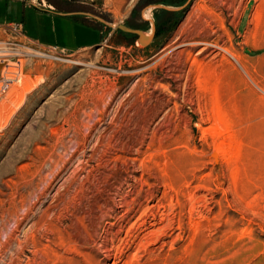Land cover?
<instances>
[{"label":"rangeland","instance_id":"rangeland-1","mask_svg":"<svg viewBox=\"0 0 264 264\" xmlns=\"http://www.w3.org/2000/svg\"><path fill=\"white\" fill-rule=\"evenodd\" d=\"M28 1L101 40L0 29V264H264V2Z\"/></svg>","mask_w":264,"mask_h":264},{"label":"crops","instance_id":"crops-1","mask_svg":"<svg viewBox=\"0 0 264 264\" xmlns=\"http://www.w3.org/2000/svg\"><path fill=\"white\" fill-rule=\"evenodd\" d=\"M92 16L80 10H67L54 5L35 4L28 0H0V25L17 21L28 38L42 45H56L63 50L95 47L101 30ZM241 21V20H240ZM247 22V20H246ZM243 28L238 24V32Z\"/></svg>","mask_w":264,"mask_h":264},{"label":"built area","instance_id":"built-area-1","mask_svg":"<svg viewBox=\"0 0 264 264\" xmlns=\"http://www.w3.org/2000/svg\"><path fill=\"white\" fill-rule=\"evenodd\" d=\"M0 29L3 30V32L7 35L10 36L7 41H13L19 43V40H21L22 37H26V33L23 29V26L20 22L13 21L9 22L3 25H0ZM12 42V43H13ZM48 48L54 52L59 51V47L56 45H49ZM3 62V60H1ZM7 77H3V75L0 73V90L7 84Z\"/></svg>","mask_w":264,"mask_h":264},{"label":"water","instance_id":"water-1","mask_svg":"<svg viewBox=\"0 0 264 264\" xmlns=\"http://www.w3.org/2000/svg\"><path fill=\"white\" fill-rule=\"evenodd\" d=\"M154 7L160 8V9H164V10H173L172 8L166 7L164 5H154ZM112 28H119L122 29L123 31L126 32H130V33H134L136 35L139 36L140 42L142 43H146L147 41H149L153 35L154 32V26L152 25V29H151V33L149 35H145L141 30L139 29H134L128 26H125L123 24H117V25H110Z\"/></svg>","mask_w":264,"mask_h":264},{"label":"bare ground","instance_id":"bare-ground-1","mask_svg":"<svg viewBox=\"0 0 264 264\" xmlns=\"http://www.w3.org/2000/svg\"><path fill=\"white\" fill-rule=\"evenodd\" d=\"M264 2V0H262V3ZM260 9H261V7L259 6L258 8H257V10H256V16L257 17H260L261 15H260ZM187 24V23H186ZM185 29V28H184ZM183 29V30H184ZM234 56V55H233ZM235 58H238V57H236V56H234ZM216 114V113H215ZM220 118V117H219ZM217 120V119H216ZM218 121V120H217ZM219 122V121H218ZM218 124V123H217ZM219 125V124H218ZM216 134V133H215ZM229 153V152H228Z\"/></svg>","mask_w":264,"mask_h":264},{"label":"trees","instance_id":"trees-1","mask_svg":"<svg viewBox=\"0 0 264 264\" xmlns=\"http://www.w3.org/2000/svg\"><path fill=\"white\" fill-rule=\"evenodd\" d=\"M254 53L253 54H258L260 53L261 51L260 50H256V51H253Z\"/></svg>","mask_w":264,"mask_h":264}]
</instances>
